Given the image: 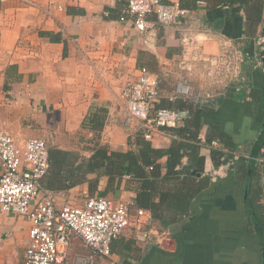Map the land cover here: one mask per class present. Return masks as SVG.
<instances>
[{
    "label": "crops",
    "instance_id": "crops-1",
    "mask_svg": "<svg viewBox=\"0 0 264 264\" xmlns=\"http://www.w3.org/2000/svg\"><path fill=\"white\" fill-rule=\"evenodd\" d=\"M28 1L0 0L2 130L41 137L49 146L84 156L92 154L97 141L111 150L125 151L134 146L138 134L135 136L124 124L127 106L122 86L135 80L141 67L162 75L160 101L181 98L175 85L182 77L189 78L194 87L216 94L215 104L204 106L213 109L203 113L199 137L207 143L209 126L217 123L229 135L227 161L216 167L211 146L203 144L204 172L198 178H211L221 170L220 174L192 199L187 213L166 210L162 218H156L146 209L156 232L141 247L132 232L126 231L119 238L133 241L134 249L129 258L113 252L114 258L120 264L126 257L132 264H264V245L246 206L248 179L243 181L232 174L237 162L247 165L253 161L258 176L253 182L264 186V162L257 161L264 158V148L259 144L262 127L246 113L251 87L264 84L256 42L264 32V0H249L239 8L227 0H197L194 7L186 8L187 14L179 23L161 26L155 16H149L144 32L131 20H120L127 0ZM233 8L238 9L234 12ZM187 38L193 40L191 45L184 41ZM224 44L244 53L242 73L248 77V84L240 91L235 89L237 81L225 89L211 86L205 65L193 60L198 52L219 55ZM97 106L108 110L99 139L82 127L90 110ZM80 129L86 132L85 138L77 136ZM172 140L156 135L151 143L168 148ZM235 155L238 159L232 166ZM161 162L165 172L166 158ZM164 186L169 187L168 183ZM60 191L65 194L59 198L60 204L107 196L137 207L135 185L129 177L110 182L108 176L89 173L85 182ZM260 202L264 205V195ZM29 228L26 218L0 208V264H23Z\"/></svg>",
    "mask_w": 264,
    "mask_h": 264
},
{
    "label": "built area",
    "instance_id": "built-area-1",
    "mask_svg": "<svg viewBox=\"0 0 264 264\" xmlns=\"http://www.w3.org/2000/svg\"><path fill=\"white\" fill-rule=\"evenodd\" d=\"M28 3L30 1L23 0ZM187 10L179 2L164 0H127L120 16L121 21L131 20L140 31L149 27V16H155L161 26L179 23ZM191 45L193 40H184ZM259 47L257 65L264 70V32L256 40ZM244 53L231 44H224L221 53L203 55L196 53L195 62L205 65L211 86L227 88L237 81L236 91L248 84L242 73ZM162 75L143 66L135 80L128 81L122 89L127 111L124 124L135 136L141 134L152 141L156 135L176 138L166 128L184 124V112L160 107ZM177 96L196 106L214 105L216 94L208 88H196L191 80L182 77L176 82ZM203 144L220 146L218 141ZM238 157L230 161L234 166ZM259 163L264 158L257 159ZM0 208L2 211L26 218L30 222L29 242L23 264H70L72 248L79 243L89 254L78 258L76 264H94L97 258L109 264H120L111 249L112 242L131 231L141 247L145 246L153 227L149 211L132 207V203L107 196H91L81 203L59 202L62 191H52L45 186L50 169L49 145L44 138L15 135L0 129ZM212 175L216 180L217 174ZM81 252V251H80ZM79 252V253H80Z\"/></svg>",
    "mask_w": 264,
    "mask_h": 264
},
{
    "label": "trees",
    "instance_id": "trees-1",
    "mask_svg": "<svg viewBox=\"0 0 264 264\" xmlns=\"http://www.w3.org/2000/svg\"><path fill=\"white\" fill-rule=\"evenodd\" d=\"M227 1L230 5L239 4V8L249 0ZM196 2L197 0H180L179 4L186 9L194 7ZM238 8H233V11ZM251 88V101L246 113L255 117L261 124L259 144L264 148V84ZM158 106L187 112L182 126L166 128L169 133L176 135L168 148L153 146L151 141L144 139L141 134L135 137L134 146L125 151L111 150L97 141L90 156H84L75 150L49 146L50 169L45 177L46 188L52 191L69 190L85 182L89 173L108 176L110 182L129 177L130 183L135 185L137 207L149 209L156 218H162L166 210L175 214L187 213L192 199L211 179L209 176L198 178V173L204 172L205 164V157L200 152L203 143L199 135L203 127V113L213 107L196 106L183 98L172 101L162 99ZM107 111V108L97 106L96 109L90 110L83 121L82 127L93 131L96 139L101 136ZM228 137L217 123L210 124L206 142L218 141L220 145L211 146V157L216 167L227 161L225 145L229 141ZM184 157H187L185 164ZM163 158H166L165 172L161 162ZM235 167L232 174L236 178L243 181L248 179L246 206L252 215V223L258 230L260 242L264 245V205L260 202L264 195V186L253 182L258 178L253 161L247 165L237 162ZM193 171L197 173L192 174ZM165 183H168L169 187L165 188ZM156 197H159L158 202L155 201ZM111 249L112 252L129 258L130 251L134 249L133 241L124 237L115 239ZM127 257L122 264H132Z\"/></svg>",
    "mask_w": 264,
    "mask_h": 264
},
{
    "label": "rangeland",
    "instance_id": "rangeland-1",
    "mask_svg": "<svg viewBox=\"0 0 264 264\" xmlns=\"http://www.w3.org/2000/svg\"><path fill=\"white\" fill-rule=\"evenodd\" d=\"M124 85V84H123ZM125 86V85H124ZM123 88V86H122ZM122 95V94H121ZM130 133V131H129ZM78 137H83L85 138L86 137V132L83 130V129H80L78 131V134H77ZM90 139H95L94 137H89ZM85 141H88L87 139ZM49 143V142H48ZM81 251V252H80ZM80 252V253H79ZM89 250L87 249H84L82 247V245H80L79 243H77L71 250V253H70V256H71V259H70V264H76L78 263L77 262V259L78 258H81V259H84L88 254H89ZM79 264H83V260H80L79 261ZM94 264H109L108 260H105V259H101V258H98L96 259V262Z\"/></svg>",
    "mask_w": 264,
    "mask_h": 264
},
{
    "label": "water",
    "instance_id": "water-1",
    "mask_svg": "<svg viewBox=\"0 0 264 264\" xmlns=\"http://www.w3.org/2000/svg\"><path fill=\"white\" fill-rule=\"evenodd\" d=\"M192 173L195 174V173H197V171H193ZM198 174H199V173H198ZM199 175H200V174H199ZM246 194H247V192H246ZM246 196H247V195H246Z\"/></svg>",
    "mask_w": 264,
    "mask_h": 264
}]
</instances>
